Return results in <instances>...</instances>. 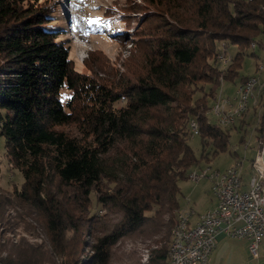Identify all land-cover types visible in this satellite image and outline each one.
<instances>
[{"label":"trees","instance_id":"trees-1","mask_svg":"<svg viewBox=\"0 0 264 264\" xmlns=\"http://www.w3.org/2000/svg\"><path fill=\"white\" fill-rule=\"evenodd\" d=\"M262 1L141 0L133 7L137 25L121 34L136 45L138 59L104 76L93 63V48L86 49L81 68L73 64L52 25V0H0V134L5 159L22 176L11 192L34 208L51 245L0 241V264H43L52 254L58 264H107L112 245L151 221L146 212L154 208V216L162 207L171 215L177 181L197 163L188 120L196 121L200 158L227 146L228 125L207 111L219 77L236 76L244 47L264 32ZM112 9L118 18L127 10ZM133 33L136 38H128ZM216 41L220 51L228 42L237 46L227 65L214 58ZM196 89L201 95L192 97ZM261 90L254 122L259 145ZM242 114L237 128L244 129L249 114ZM90 194L96 204L118 211L119 219L87 241L83 236L96 221L88 215ZM169 229L148 248L146 264H166ZM84 245L91 252L79 259Z\"/></svg>","mask_w":264,"mask_h":264},{"label":"rangeland","instance_id":"rangeland-1","mask_svg":"<svg viewBox=\"0 0 264 264\" xmlns=\"http://www.w3.org/2000/svg\"><path fill=\"white\" fill-rule=\"evenodd\" d=\"M53 12L55 21L52 25L58 26L61 31V37L65 38V43L68 44V51L71 57L74 59L73 64L78 68L82 67L83 58L87 54L88 48L96 50V57L93 60L95 68L102 70L104 76L108 74H118L127 70L128 65L133 64L138 59V49L133 43L121 38V34L131 31V27L137 25L138 11H134L133 8L136 5H140L141 0H52ZM125 6L124 14H121L118 18L117 13L113 12L112 7ZM123 18V19H122ZM125 20V21H123ZM57 22V23H55ZM138 29V28H137ZM127 35V34H126ZM128 38H136L135 34L127 35ZM252 40L255 43V47L251 49V46L244 47L240 65L236 71L237 75L232 79H223L219 82L216 89V99L212 100L211 104L218 98L224 99L227 97L230 99L231 105H234V90L236 83H238L239 77L253 74L259 75V82L256 86H264V69L255 71V65L260 60L264 65V32H258L252 36ZM220 41H216V45L220 47ZM223 48L225 54L231 56L237 46L231 43ZM251 51V52H250ZM228 56V57H229ZM217 65L219 64L218 62ZM220 65V64H219ZM131 71V69H128ZM201 83H199L200 85ZM203 90L207 88L206 83L201 84ZM255 86V87H256ZM254 90V89H253ZM200 90L196 89L192 97L201 95ZM259 88L255 93L254 104L251 107L245 109L246 114H249L248 125L244 129L237 128L239 118L228 125L229 136L228 143L225 150L218 152L213 157L208 159L200 158V144L199 136L197 134H190L187 137L188 144L192 148V152L197 158V163L190 165L189 170L201 171L203 168L223 170L228 164L234 161L231 151H235L236 158L241 159L243 164L242 174L240 177L244 181L247 180V176L250 174L249 164L250 158L255 153L256 149L262 147L264 139L259 145L258 137H256V129L254 128L255 116L259 106V95H262ZM250 99V98H249ZM248 99V100H249ZM118 102L122 103V100ZM4 113V108L0 107V115ZM208 117L213 120L214 115L210 109L207 111ZM213 116V117H212ZM245 115H241V117ZM226 125V126H227ZM3 136L0 134V241L4 243L16 242L18 239L34 245H41L42 248L49 250L51 245L46 239L45 232L40 225L41 221L37 217L34 208L28 203L21 200H16L11 192L12 184L18 187V184L22 181L21 174L17 169L10 167L4 156ZM188 170V171H189ZM179 191L177 192V207L172 210L171 215H168L165 209L162 207L157 210L153 216V209L146 212L151 214V221H147L142 229L135 230L127 235L121 237L114 245H112L109 260L107 264H146L147 261H141L142 252L144 248H149L155 244L158 245L156 239L161 236V232L164 229H169L172 220L175 217L176 209L190 208L194 211L200 212L207 204H209L212 198L210 192V181L206 176L193 180L190 178H181L177 181ZM91 197V203L89 205L88 215L94 216L96 220L91 227L89 234H85L83 237L87 241H92L93 235L103 232L108 229L116 220L119 219L118 211L103 207L94 202ZM205 210V209H204ZM202 212V211H201ZM156 222V224H153ZM170 231V229H169ZM168 234V232H167ZM169 239V234L168 238ZM230 241V240H229ZM168 244V242H167ZM264 245V239L262 238L258 242V255H260ZM244 252V257L247 262L251 264L259 263L258 258L249 256V252L246 247L241 249ZM79 259L87 256L91 250L88 246H83L78 250ZM3 254V251H0ZM52 261L43 264H58L60 257L52 254Z\"/></svg>","mask_w":264,"mask_h":264},{"label":"built area","instance_id":"built-area-1","mask_svg":"<svg viewBox=\"0 0 264 264\" xmlns=\"http://www.w3.org/2000/svg\"><path fill=\"white\" fill-rule=\"evenodd\" d=\"M260 8L264 10V1ZM253 49L255 43L250 40ZM229 55L223 51L215 53L221 66L230 61ZM264 69L259 60L255 71ZM264 78V77H263ZM258 74L251 73L242 82H238L235 90V104L230 99L218 98L209 109L214 115V122L226 126L233 123L248 107V99L258 84ZM194 118L188 120L190 134H197ZM240 158L228 164L223 170L203 168L201 171H188L187 178L197 180L206 176L210 181V192L215 198L214 206L198 213L196 220L189 219L193 210L176 209L173 224L170 227L168 245H166V264H205L206 257L213 247L216 233L223 231L231 237L248 239L249 256H256L257 245L264 237V141L262 147L256 149L248 162L250 174L244 181L241 176L243 164ZM141 261L147 259L148 248H144Z\"/></svg>","mask_w":264,"mask_h":264},{"label":"crops","instance_id":"crops-1","mask_svg":"<svg viewBox=\"0 0 264 264\" xmlns=\"http://www.w3.org/2000/svg\"><path fill=\"white\" fill-rule=\"evenodd\" d=\"M238 82H240V81L238 80ZM236 85H237V83H236ZM259 88L261 89L262 86L261 85L256 86L254 88V90H252V94H251V96H249L250 99L248 101L249 108L251 107V104L255 103L254 95H255V93H257ZM260 93L262 94V92H260ZM234 158H236V156ZM213 204H215V198L212 195V198L210 199L209 204H207V206L204 209H208V208L213 207L214 206ZM203 210H201V211H203ZM200 212L193 210V213L190 216L191 222L196 220L195 218L197 217L198 213H200ZM262 238L264 239V237H262ZM247 242H248V239H246V238L231 237V236H228L223 231H219L215 235L213 247L211 248V250L209 251V253L206 257L205 264H251V263L246 261V259L244 257V252L241 250L242 247H244V249L246 247V249H247V244H246ZM261 249H262V251H261L260 255H258V245H257V254H256V256H254L255 258H258L257 256H259L258 259L260 262L257 264H264V245L261 247ZM247 251H248V249H247Z\"/></svg>","mask_w":264,"mask_h":264},{"label":"bare ground","instance_id":"bare-ground-1","mask_svg":"<svg viewBox=\"0 0 264 264\" xmlns=\"http://www.w3.org/2000/svg\"><path fill=\"white\" fill-rule=\"evenodd\" d=\"M234 102H236V101H234ZM214 103V102H213ZM248 105H249V103H248ZM233 106V105H232ZM213 117V116H212ZM234 123V122H233ZM198 133V132H197ZM193 216V215H192ZM190 220H191V218H190Z\"/></svg>","mask_w":264,"mask_h":264}]
</instances>
